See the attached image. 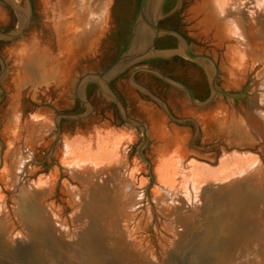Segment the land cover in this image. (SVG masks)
Listing matches in <instances>:
<instances>
[{"label": "rangeland", "instance_id": "rangeland-1", "mask_svg": "<svg viewBox=\"0 0 264 264\" xmlns=\"http://www.w3.org/2000/svg\"><path fill=\"white\" fill-rule=\"evenodd\" d=\"M219 1L166 0L156 20L214 60L219 88L254 96L258 66L264 74V0H237L239 13L225 18ZM139 5L32 0L30 24L9 38L1 32L19 30L27 0H0V264H233L240 249L264 262V175L250 174L264 164L256 134L264 128L247 110L251 97L213 94L207 69L168 37L174 47L156 51L164 57L110 76L127 115L145 126L140 154V128L95 82L77 86L125 49ZM34 52L39 60L30 61ZM171 56L174 68L152 60ZM95 172L100 181L90 179ZM232 175L239 191H228Z\"/></svg>", "mask_w": 264, "mask_h": 264}, {"label": "water", "instance_id": "water-1", "mask_svg": "<svg viewBox=\"0 0 264 264\" xmlns=\"http://www.w3.org/2000/svg\"><path fill=\"white\" fill-rule=\"evenodd\" d=\"M164 2L165 0H158L156 7L154 8V10H152L150 6L151 0H140L138 16L134 22L132 34L125 49L100 72L88 73L84 75L77 84L78 88H82L88 82H95L98 85L99 90L116 103L119 114L122 119L129 125L140 128L142 133V144L139 148L140 154L141 148L145 145L147 141L145 126L139 121L131 119L127 115L125 106L123 105L122 101L115 93V91L111 88L109 80L112 74L125 69L128 65L138 60L150 57L151 55L164 57L163 55L156 54L157 49L154 47V43L158 36L164 34L173 35L176 38L178 45L181 47L182 54L185 55L187 58L196 61L197 64H199L202 68L207 69L209 75V86L213 91V94L219 93L227 98H238L244 96L246 99H248L249 97H252V94L246 91L230 93L219 88L215 83L217 66L214 60L206 54L192 53L189 49L188 40L179 30L159 25L157 23L156 16L160 14ZM27 6L28 14L26 15V19L23 21L19 30L15 33H1H3L6 37L13 38L17 37L24 30L31 16L30 0H27ZM141 43L142 47L140 46ZM210 99L211 97H209L208 100L203 103L209 102ZM83 102L87 101L83 100ZM63 115L76 118H84L88 115V113L82 115Z\"/></svg>", "mask_w": 264, "mask_h": 264}, {"label": "bare ground", "instance_id": "bare-ground-1", "mask_svg": "<svg viewBox=\"0 0 264 264\" xmlns=\"http://www.w3.org/2000/svg\"><path fill=\"white\" fill-rule=\"evenodd\" d=\"M157 1L158 0H151V3H150V6H151V9L152 10H154V8L156 7V5H157ZM222 1H224L223 3L222 2H220L219 1V16H221L222 18L224 17H227L228 16V14L229 13H232L233 15H237V13H239V9L237 8V5L236 4H238L237 3V0L235 1V0H222ZM239 1V0H238ZM222 4V5H221ZM86 5V4H85ZM238 5H240V3L238 4ZM85 7V6H84ZM90 7V6H89ZM257 8V7H256ZM231 10H233L234 12H231ZM21 11V12H20ZM19 12L21 13V15L23 16V14H22V12H24V10H22V9H20L19 10ZM215 12H216V10H215ZM21 16V17H22ZM228 17H230V16H228ZM236 17V16H235ZM231 19V18H230ZM231 21H232V24H233V26H234V28H233V33H234V35L236 36V38L238 39V41L239 42H241V41H245V34H244V31H243V28H242V25L240 24V22L239 21H237L233 16H232V19H231ZM141 47H142V43H141V45H140ZM139 46V47H140ZM47 48H49V47H47ZM51 49V48H50ZM48 50V49H47ZM46 50V51H47ZM246 50V49H245ZM49 52H50V50H49ZM48 52V53H49ZM51 53V52H50ZM247 53V52H246ZM32 57L30 58V61H32V59L35 61V60H37V58H38V56H37V53H32ZM23 59V58H22ZM26 60V59H25ZM38 60H39V58H38ZM21 66H22V69L25 71L26 69L28 70V68H27V63H26V61H21ZM256 66H258V65H256ZM259 67V66H258ZM257 67V71H256V73H255V76H256V93H255V95L254 96H252L251 98H250V101H249V106L247 107V110L248 109H253V110H255V113H256V115L257 116H259L260 117V119H262V123H260L259 122V125L258 126H260V127H263L264 128V74H263V72L259 69ZM20 68V67H19ZM32 68V67H31ZM257 95H258V97L259 98H257V99H255L254 97L256 96L257 97ZM257 111V112H256ZM246 113L249 115L250 114V111L249 112H247L246 111ZM262 124V125H261ZM253 125V124H252ZM255 127V126H254ZM259 127V128H260ZM260 133H259V132ZM256 134H258V135H261V136H264V133H263V130H259L258 128L256 129ZM102 156V155H101ZM100 156V157H101ZM96 158V157H95ZM103 158H104V156H103ZM26 161V160H25ZM25 161L22 159V157H20L19 159H18V164H19V167L17 168V169H19L18 171H20V173L19 174H16V176L19 178L20 176H21V174L23 173V172H25L26 170H25V167H26V163H25ZM108 161V160H107ZM103 162H104V166H102V168H101V170H104V169H106V167L107 166H105V161L103 160ZM118 162H116L115 164H117ZM114 164V163H113ZM255 164V163H254ZM87 164H84L83 165V167L82 168H78L77 170H75L74 171V169L72 170V171H74L75 173H78L79 171L81 172L83 169H84V167H88V165L86 166ZM90 165V164H89ZM255 166V167H254ZM96 167V166H95ZM98 167V166H97ZM252 169L250 170L252 173H250V174H253L254 175V179H255V177H257V176H259V175H261L260 177H262V175H264V173H262V169L261 168H263L264 169V164H259L258 162L255 164V165H252ZM99 168V167H98ZM247 168V167H246ZM98 170V169H97ZM17 171V172H18ZM249 171V170H248ZM73 172V173H74ZM80 172H79V174H80ZM103 172V171H102ZM264 172V171H263ZM239 173H240V171H239ZM124 174H125V171H123V173L121 174V177H122V175L124 176ZM232 174V173H231ZM98 173L97 172H95V174L93 173L92 174V176H91V178L90 179H93V182H96L97 180L98 181H100L99 179H101L100 178V176L98 175ZM236 175H238V174H236ZM256 175V176H255ZM230 178H229V181H228V183L226 184V185H229L230 186V189L228 190V191H230L231 192V190H232V187L233 188H235V190L236 191H239V189H238V187L236 186L237 185V182L239 181V179L237 178V177H235L234 178V175H232V176H229ZM227 178V177H226ZM248 178V177H247ZM123 180V182H124V178L122 179ZM217 180H219V179H217ZM233 180V181H232ZM236 180H237V182H236ZM248 179H246V181H247ZM250 180V179H249ZM247 181L248 183L249 182H251L252 184H253V181ZM231 181V182H230ZM255 181V180H254ZM223 182V181H222ZM226 183V182H225ZM232 183V184H231ZM217 184H218V186L219 187H217V189H216V191L218 192V193H220L221 191H222V189L223 188H225V187H223L222 185H221V187H220V185H219V183L217 182ZM123 185V184H122ZM128 184H124V187H127L128 188ZM123 187V186H122ZM126 188V189H127ZM227 188H229V187H227ZM122 189V188H121ZM130 190V188L128 189V191ZM132 190V189H131ZM128 191H126V193H125V196H126V194L128 193ZM130 192V191H129ZM239 193V192H238ZM123 194V193H122ZM122 194H121V196H122ZM128 194H130L131 195V193H128ZM222 194V193H221ZM124 195V194H123ZM130 195H129V197H130ZM132 195L134 196V193H132ZM120 196V197H121ZM128 196V195H127ZM124 197V196H123ZM128 197V198H129ZM126 198V197H125ZM128 198H126V199H128ZM131 198V197H130ZM134 198V197H133ZM137 198V197H136ZM124 199V198H123ZM139 199V198H138ZM125 200V199H124ZM123 201V200H122ZM126 201V200H125ZM127 202V201H126ZM127 206H128V204H126ZM130 207V206H129ZM138 207V206H137ZM126 214V213H125ZM128 215H129V213H128ZM255 251H254V249L253 250H243V249H240L239 251H238V253H237V256H238V259L239 260H236V262H234L233 264H264V262H262V261H260V260H257L255 257H254V255H251L252 253H254ZM241 260V262L240 263H237V261L239 262Z\"/></svg>", "mask_w": 264, "mask_h": 264}, {"label": "flooded vegetation", "instance_id": "flooded-vegetation-1", "mask_svg": "<svg viewBox=\"0 0 264 264\" xmlns=\"http://www.w3.org/2000/svg\"><path fill=\"white\" fill-rule=\"evenodd\" d=\"M30 2H31V16H30V20H29V24H30V22H31V20H32V18H33V6H32V0H30ZM165 2H166V0H165ZM164 2V3H165ZM25 29V28H24ZM175 29V28H174ZM183 34V33H182ZM184 35V34H183ZM168 37H171L172 39H173V41H174V45H175V42H176V38L173 36V35H170V34H164V35H161V36H158L157 38H156V40H155V43H154V47L156 48V49H159L160 47H164V48H172V47H174V45H173V42L171 41L172 39H170V38H168ZM159 39H162V41H161V44L159 45L158 44V41H159ZM187 39V38H186ZM172 58H173V56H171V57H169V58H161V57H155V58H152V60H156V61H158V62H160V63H158L157 65H156V67L157 68H163V67H167V68H174V66H175V64H173L172 62H169V61H172ZM168 60V61H167ZM144 66H146V65H144ZM197 66V69H199V68H202L199 64H197L196 65ZM148 67V66H147ZM156 67H152V68H156ZM176 67V66H175ZM146 71H149V70H146ZM136 72H134L133 74H135ZM193 74H194V77L195 78H197V84L196 85H201L200 84V80L198 79L199 78V76H198V72L197 71H195V72H193ZM109 84H110V80H109ZM201 87V86H200ZM200 87H198L199 89H201Z\"/></svg>", "mask_w": 264, "mask_h": 264}]
</instances>
